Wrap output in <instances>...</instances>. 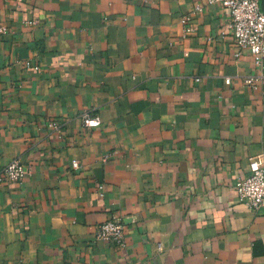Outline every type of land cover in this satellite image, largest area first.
Segmentation results:
<instances>
[{
	"label": "crops",
	"instance_id": "0c3cea01",
	"mask_svg": "<svg viewBox=\"0 0 264 264\" xmlns=\"http://www.w3.org/2000/svg\"><path fill=\"white\" fill-rule=\"evenodd\" d=\"M13 159L0 264H264V208L232 190L264 164V62L220 5L0 0V172ZM110 219L121 246L95 240Z\"/></svg>",
	"mask_w": 264,
	"mask_h": 264
},
{
	"label": "built area",
	"instance_id": "2783aa9c",
	"mask_svg": "<svg viewBox=\"0 0 264 264\" xmlns=\"http://www.w3.org/2000/svg\"><path fill=\"white\" fill-rule=\"evenodd\" d=\"M207 6L220 5L228 10L230 15L231 34L240 53L246 52L253 59L257 67L264 62V12L260 8V0H203ZM200 8L197 7L196 10ZM229 83V79L226 80ZM81 121L86 128H97L100 119L89 113L81 115ZM53 132L59 130V125L49 126ZM71 167L77 168L72 162ZM26 171L18 159L11 160L0 172V181L19 183ZM238 203L244 204L251 210L264 208V164L250 159L247 174L238 178L232 187ZM124 227L110 219L98 226L95 240L108 245L121 246Z\"/></svg>",
	"mask_w": 264,
	"mask_h": 264
},
{
	"label": "water",
	"instance_id": "95a60500",
	"mask_svg": "<svg viewBox=\"0 0 264 264\" xmlns=\"http://www.w3.org/2000/svg\"><path fill=\"white\" fill-rule=\"evenodd\" d=\"M260 8H261V10L264 12V8H263L262 5H261V0H260Z\"/></svg>",
	"mask_w": 264,
	"mask_h": 264
}]
</instances>
